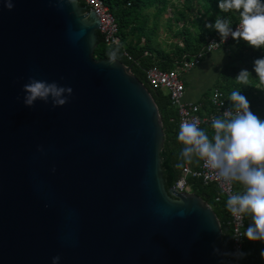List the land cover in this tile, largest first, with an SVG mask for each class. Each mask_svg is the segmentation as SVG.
<instances>
[{"label": "water", "instance_id": "1", "mask_svg": "<svg viewBox=\"0 0 264 264\" xmlns=\"http://www.w3.org/2000/svg\"><path fill=\"white\" fill-rule=\"evenodd\" d=\"M11 2L0 0V264H224L231 230L209 195L165 187L150 91L130 65L93 56L95 12ZM29 77L70 86L68 102L25 106Z\"/></svg>", "mask_w": 264, "mask_h": 264}, {"label": "trees", "instance_id": "2", "mask_svg": "<svg viewBox=\"0 0 264 264\" xmlns=\"http://www.w3.org/2000/svg\"><path fill=\"white\" fill-rule=\"evenodd\" d=\"M110 9L118 25L120 42L117 45L105 44L101 37L94 48L93 56L96 59H111V54L115 53V59L120 60L125 65L131 66V72L141 80L150 91L158 111L161 115L164 130V139L160 149L161 169L166 189L174 185L180 177L184 160L180 157V152L185 145L178 140L180 127L178 125L177 109L172 105L169 95L163 94L162 90L152 88L146 78L144 70L152 65H158L162 69L174 67L175 60L181 58L183 54L188 56L197 52L206 40L217 31L205 27L206 24L215 23L217 18L227 20L231 25L238 22L240 12L235 9L222 12L218 8L219 0H183L180 7H176L172 0H102ZM84 4L85 1H84ZM173 8L172 17H168L167 26L171 27V22H181V27L177 26L173 31L176 41L171 43V49L160 48L154 40L156 34L158 18L165 14L168 7ZM153 9V12H149ZM194 9V11H193ZM153 20L148 24V17ZM227 48H222L226 55V62L218 72L217 78L212 87L207 88L201 99V112L206 114L213 111L210 103V96L213 88L223 91L226 103L232 106L230 96L233 91H240L250 102L252 112L264 119V84H261L256 73L253 71V61L264 57V48L254 49L242 39L237 42L233 40ZM124 51L131 57L124 54ZM144 52H147L144 54ZM211 56L207 54L205 60ZM224 61V60H223ZM241 69H247L251 73L248 78L250 85H242L235 77ZM209 90L208 96L204 94ZM202 129L212 140L214 129L211 125L204 124ZM237 193L243 192V186L233 181ZM187 184L191 191L209 195L208 203L212 206L216 216L222 225H226L228 219V208L224 200L216 202L214 200L218 193L215 183H203L199 178L188 177ZM213 204V205H212ZM246 228L252 222L249 215L245 214ZM230 236L223 234L222 245L224 254L229 249ZM264 242L246 240L244 245L245 255L243 259L246 264H264Z\"/></svg>", "mask_w": 264, "mask_h": 264}, {"label": "clouds", "instance_id": "3", "mask_svg": "<svg viewBox=\"0 0 264 264\" xmlns=\"http://www.w3.org/2000/svg\"><path fill=\"white\" fill-rule=\"evenodd\" d=\"M5 6L11 9V0H5ZM218 8L222 12L243 10L235 30L227 20L219 18L214 24L205 25L217 31L220 41L224 42L231 36L237 42L242 39L254 49L264 48V0H219ZM111 59H115V53L111 54ZM253 71L260 83L264 84V57L253 61ZM249 76V70L241 69L235 78L242 85H250ZM22 91L23 103L28 107L37 100L45 103L50 100L53 107L63 106L72 94L70 86L32 77L22 85ZM230 101L232 108L226 113L228 118H215L212 121V140L198 127L197 122L180 125L178 140L185 145L180 157L191 162L196 156L204 160L221 180L235 181L243 186L242 193L229 196L227 208L240 220L245 214L249 215L252 222L243 235L250 241L264 242V119L250 110V102L240 91H233ZM213 253L220 254V251L214 247ZM233 255L239 259L245 253L237 250ZM261 256L264 257V252H261ZM59 259V256L53 257L52 264H57Z\"/></svg>", "mask_w": 264, "mask_h": 264}, {"label": "built area", "instance_id": "4", "mask_svg": "<svg viewBox=\"0 0 264 264\" xmlns=\"http://www.w3.org/2000/svg\"><path fill=\"white\" fill-rule=\"evenodd\" d=\"M90 9H92L99 18L100 29L99 34L105 44L117 45L120 42L118 34V25L108 6L102 0H84ZM240 20L231 25L233 30L239 26ZM233 41L229 36L224 42L220 41L219 34L210 36L204 45L193 55L183 54L181 58L175 60L174 67L171 69H162L158 65H152L144 70L145 78L148 84L154 89H167L172 105L177 109L178 125L184 122H197L198 127L202 129L203 125H211L213 119H227L226 113L232 106L226 103L225 95L219 88H213L210 103L213 111L206 114L201 112L202 106L200 102L185 99L186 85L185 77L188 72L198 66L202 59L209 53H213L224 47H227ZM147 52H144L146 54ZM124 54L130 59L131 57L124 51ZM252 111V108L250 107ZM234 112V109H233ZM203 130V129H202ZM210 139V138H209ZM211 140V139H210ZM199 178L203 183H215L218 193L214 200L216 202L227 200L230 195L238 194L235 190L233 182L221 180L215 171L210 169L204 160L199 159L198 167L184 165L180 177L175 181L174 186L178 191H191L187 184V178ZM221 224V223H220ZM222 225V224H221ZM226 226L231 230L229 249L224 254V264H246L243 257L237 259L233 253L237 250L244 252V245L247 238L243 235L246 231L245 217L242 220L233 216L228 210V219ZM224 234V233H223Z\"/></svg>", "mask_w": 264, "mask_h": 264}, {"label": "crops", "instance_id": "5", "mask_svg": "<svg viewBox=\"0 0 264 264\" xmlns=\"http://www.w3.org/2000/svg\"><path fill=\"white\" fill-rule=\"evenodd\" d=\"M225 52L224 50L220 49L214 53H211V56L203 60L198 66L186 74V100L198 102L201 99L204 91L207 88L212 87L217 78L219 70L226 62ZM216 59H218V62ZM184 165L198 167L199 158L193 156L191 162L184 160Z\"/></svg>", "mask_w": 264, "mask_h": 264}, {"label": "rangeland", "instance_id": "6", "mask_svg": "<svg viewBox=\"0 0 264 264\" xmlns=\"http://www.w3.org/2000/svg\"><path fill=\"white\" fill-rule=\"evenodd\" d=\"M172 2L178 8L182 5L183 0H172ZM193 11H194V9H193ZM149 12L152 13L153 9H149ZM172 15H173V8L170 6L166 10L165 14L161 15L158 18V24H157L158 26H157L156 34L153 36L154 40L158 43L160 48H163L166 50L171 49V43L176 41V39H174V37H173V31L175 30V28L177 26L181 27V24H182L181 22H179L177 24L174 22H171V27L169 28L167 26V24H168L167 18L172 17ZM152 20H153V18L151 17V15H149V17H148V23H149L148 25L149 26L151 25ZM227 47H229V46H227ZM227 47H225V48H227ZM228 52L230 53L231 51L228 50ZM216 61L218 62V59H216ZM162 93L167 94V89H162ZM208 94H209V90H207V92L204 94V97L208 96Z\"/></svg>", "mask_w": 264, "mask_h": 264}, {"label": "flooded vegetation", "instance_id": "7", "mask_svg": "<svg viewBox=\"0 0 264 264\" xmlns=\"http://www.w3.org/2000/svg\"><path fill=\"white\" fill-rule=\"evenodd\" d=\"M80 4L85 5L83 0H80ZM88 9V8H87Z\"/></svg>", "mask_w": 264, "mask_h": 264}]
</instances>
